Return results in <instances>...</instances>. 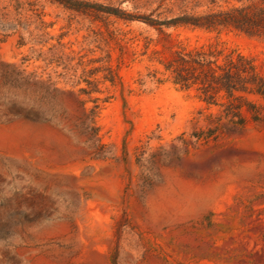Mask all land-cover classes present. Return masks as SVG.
Segmentation results:
<instances>
[{"label": "rangeland", "instance_id": "1", "mask_svg": "<svg viewBox=\"0 0 264 264\" xmlns=\"http://www.w3.org/2000/svg\"><path fill=\"white\" fill-rule=\"evenodd\" d=\"M61 1L0 0V264H264V33L130 19L264 0ZM209 45L253 106L172 84Z\"/></svg>", "mask_w": 264, "mask_h": 264}, {"label": "trees", "instance_id": "2", "mask_svg": "<svg viewBox=\"0 0 264 264\" xmlns=\"http://www.w3.org/2000/svg\"><path fill=\"white\" fill-rule=\"evenodd\" d=\"M53 1L63 3L61 0ZM130 19L141 20L157 29L161 24H165L166 26H190L206 31L233 29L248 35L264 33V10H260L253 1L227 10L210 11L198 15H182L165 23L144 17ZM164 72L170 75L172 84L181 89L196 86L203 92L201 98L207 104H214L208 94V91L213 90L215 92L223 91L231 107L235 106L232 99L244 100L253 106L244 96L236 95L235 92L255 93L260 91L259 86L255 85L259 77L248 58L240 53H236V55L223 54L221 50L211 45L208 48L200 46L176 51L173 58L164 63ZM239 106L235 107L239 108Z\"/></svg>", "mask_w": 264, "mask_h": 264}]
</instances>
